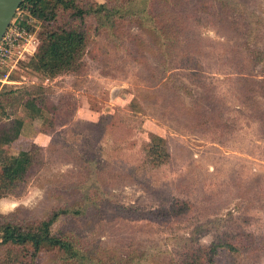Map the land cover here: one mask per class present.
I'll use <instances>...</instances> for the list:
<instances>
[{
	"label": "rangeland",
	"instance_id": "obj_1",
	"mask_svg": "<svg viewBox=\"0 0 264 264\" xmlns=\"http://www.w3.org/2000/svg\"><path fill=\"white\" fill-rule=\"evenodd\" d=\"M238 1L243 7L221 21L189 22L195 36L184 37L168 57L137 26L114 35L92 21L81 70L52 80L26 66L41 23L20 8L32 37L0 70L2 86L70 105L53 119L33 120L17 105L8 109L23 116L24 126L0 154L36 143L41 163L1 198L0 211L44 218L58 206L87 203L85 192L104 184L107 195L97 206L56 229L101 238L124 254L145 251L144 264H182L194 247L219 235L251 233L257 251L243 249L236 264H264V0ZM131 35H141L144 45L137 48ZM249 46L262 60H254ZM109 118L114 126L101 134L96 123ZM153 133L167 138L171 153L156 168L143 149ZM94 156L107 164L106 173L97 175L85 162ZM177 202L179 215L141 217ZM124 207L137 212L125 214ZM38 264H54L53 256L43 254Z\"/></svg>",
	"mask_w": 264,
	"mask_h": 264
},
{
	"label": "trees",
	"instance_id": "obj_2",
	"mask_svg": "<svg viewBox=\"0 0 264 264\" xmlns=\"http://www.w3.org/2000/svg\"><path fill=\"white\" fill-rule=\"evenodd\" d=\"M238 6L243 7L238 0H109L103 3L97 0H24L20 8L26 7L41 23L37 50L26 66L46 80L79 72L92 21L96 27L114 35H125L129 27L137 26L168 57L184 37L195 36L193 28L188 27L189 22H201L205 18L221 21ZM131 36L137 48L144 45L141 35ZM248 51L254 60H262L252 47L249 46ZM193 63L199 66V62ZM5 87L0 81V149L13 144L24 126L23 116L9 115L11 106L17 105L20 111L37 120L46 119L48 114H52L53 119L60 108L70 105L66 99L60 105H50L36 92L20 96ZM96 126L101 134H106L108 128L114 126L113 118L100 120ZM40 149L39 144L33 143L29 149L14 155L0 154V199L28 180L33 169L41 163ZM143 149L145 162L154 168L171 160L168 140L163 135L151 134ZM85 162L94 167L97 175L106 173L107 164L97 156L87 157ZM92 184H86L85 188H92ZM103 186L95 188V192L92 189L85 192L87 203L58 206L40 219L26 217L20 211H0V264H38L43 254L52 255L54 264H144L145 251H126L124 254L110 248L101 238L82 236L71 228L66 231L56 229L61 220L83 217L90 208L97 206L98 199L107 195ZM121 210L125 214L137 212L129 207ZM144 213L141 217L162 215L166 218L183 213V208L177 202L169 208ZM243 249L257 251V237L245 232L228 237L219 235L210 244L194 247L182 264H236Z\"/></svg>",
	"mask_w": 264,
	"mask_h": 264
},
{
	"label": "built area",
	"instance_id": "obj_3",
	"mask_svg": "<svg viewBox=\"0 0 264 264\" xmlns=\"http://www.w3.org/2000/svg\"><path fill=\"white\" fill-rule=\"evenodd\" d=\"M20 12L19 9L0 41V70L9 66L15 56L22 52L20 47L32 37L27 24H24L28 21L20 16ZM0 81L4 79L0 77Z\"/></svg>",
	"mask_w": 264,
	"mask_h": 264
},
{
	"label": "water",
	"instance_id": "obj_4",
	"mask_svg": "<svg viewBox=\"0 0 264 264\" xmlns=\"http://www.w3.org/2000/svg\"><path fill=\"white\" fill-rule=\"evenodd\" d=\"M24 0H0V41Z\"/></svg>",
	"mask_w": 264,
	"mask_h": 264
},
{
	"label": "crops",
	"instance_id": "obj_5",
	"mask_svg": "<svg viewBox=\"0 0 264 264\" xmlns=\"http://www.w3.org/2000/svg\"><path fill=\"white\" fill-rule=\"evenodd\" d=\"M4 200L3 199H0V204L4 205Z\"/></svg>",
	"mask_w": 264,
	"mask_h": 264
}]
</instances>
